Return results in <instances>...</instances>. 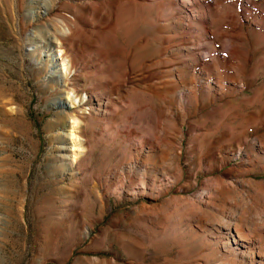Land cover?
Segmentation results:
<instances>
[{
	"label": "rangeland",
	"instance_id": "1",
	"mask_svg": "<svg viewBox=\"0 0 264 264\" xmlns=\"http://www.w3.org/2000/svg\"><path fill=\"white\" fill-rule=\"evenodd\" d=\"M147 13L118 0H0V264L226 260L198 222L204 211L236 213L252 194L241 182L264 181L248 175L264 170L250 149L264 140V115L245 133L234 116L259 88L264 104V75L237 98L191 101L175 122L145 64L164 45ZM65 18L77 22L71 31ZM244 27L252 84L264 37L253 16ZM213 29L235 32L236 22L218 14ZM206 189L215 195L202 198Z\"/></svg>",
	"mask_w": 264,
	"mask_h": 264
},
{
	"label": "bare ground",
	"instance_id": "2",
	"mask_svg": "<svg viewBox=\"0 0 264 264\" xmlns=\"http://www.w3.org/2000/svg\"><path fill=\"white\" fill-rule=\"evenodd\" d=\"M118 1L127 2L134 8H145L148 15H153H146L145 20L156 21L162 32V35H157L164 42L160 48L162 55L155 60L145 59V64L148 71L156 74V81L152 86L167 89L165 93L158 94L163 104L175 103L171 112L175 122L184 120L191 101L199 103L206 98L224 101L227 96L237 98L264 75L262 54L252 67V84L247 83L246 71L251 57L244 27L245 20L249 21L253 16L261 29L257 39H263L261 27L264 23V0ZM237 8L242 11L244 17L236 16ZM218 14L235 21L236 31H223L218 35L213 29L215 16ZM63 23L69 31L72 25H77L75 19L65 18ZM202 30L205 31L204 37L197 35ZM143 42L144 46L146 43L151 45L152 39L146 38ZM65 48V45H62V58L67 55ZM202 48L207 51L204 55ZM263 49L261 46L256 51ZM65 65L68 64L65 62ZM260 95H263L261 88L255 91L253 97L242 96L236 101L240 108L245 104L250 105L249 110L244 108L243 114H234L236 118L241 116L242 120H245L246 126L242 128L244 133L251 127L262 124L264 104L258 103ZM255 102L258 107L252 109L251 105ZM107 105L108 103L101 99L94 110L104 113ZM250 120L253 125L249 123ZM77 128V123H74L73 131ZM160 133L162 135L165 132L162 130ZM77 144L76 151L81 155L82 149ZM250 149L254 153L255 161L264 163V140L261 137H254ZM141 154H146L145 148ZM245 157L251 162L248 150H245ZM249 174L261 175L264 170H248ZM240 186H247L252 194L247 195L246 201L236 207V213L225 216L220 212L221 216H217L204 211L199 218L198 227L205 233L204 238L214 244L217 252L226 259L222 264H264V181L250 179L246 183L241 182ZM201 195L202 198L212 197L215 192L213 189H206Z\"/></svg>",
	"mask_w": 264,
	"mask_h": 264
}]
</instances>
